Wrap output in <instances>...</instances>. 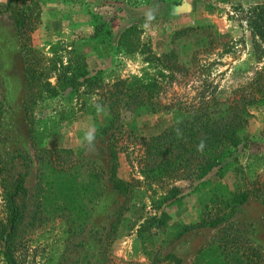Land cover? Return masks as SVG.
I'll return each mask as SVG.
<instances>
[{"label":"rangeland","instance_id":"rangeland-1","mask_svg":"<svg viewBox=\"0 0 264 264\" xmlns=\"http://www.w3.org/2000/svg\"><path fill=\"white\" fill-rule=\"evenodd\" d=\"M40 5L41 24L32 34L33 46L41 49L48 42L84 40L89 70L102 71L106 83L141 75L147 68L144 58L165 52L174 31L202 28L176 43L179 65L188 68L191 76L174 88L171 97L179 101L195 97L198 104L197 93L205 91L206 100L213 95L219 101L207 108L211 116H219L237 98L228 96L264 67V56L254 46L259 40L252 37L247 22L250 8L264 6V0H40ZM128 28L133 30L119 46V37ZM23 64L15 24L7 14L0 15V167L4 168L0 175V220L5 221L8 214L3 187L18 174L25 175L27 198L17 234L18 263L152 264L151 257L143 254L138 231L153 214V202L172 187L178 189L179 202L162 204L170 217L162 237L166 243L180 226L197 219L198 198L211 194L202 181H218L215 170L203 178H144L142 163L139 166L144 148L135 138L160 135L173 124L174 112L128 114L125 133L119 140L123 150L118 155L117 177L131 183L133 193L128 210L110 234L124 198L109 180V136L98 132L97 123L80 111L77 102H50L36 111L39 120L53 117L55 122L46 147L69 151L64 155L75 172L58 173L55 167L59 160L55 158L44 164L37 162L23 111L28 94ZM102 120L100 116L99 122ZM247 120L239 132V147L224 163L236 158L245 176L252 174L253 178L236 177L231 170L220 181L227 192L252 184L255 193L227 223L215 229L194 230L166 244L154 264H166L168 254L174 257V264H192L199 249L215 240H247L260 251V264H264V103L251 106ZM87 166L99 171L101 183L88 182V173L83 172ZM80 183L89 184L83 195L76 188ZM228 261L246 263L241 253L234 251Z\"/></svg>","mask_w":264,"mask_h":264},{"label":"trees","instance_id":"trees-1","mask_svg":"<svg viewBox=\"0 0 264 264\" xmlns=\"http://www.w3.org/2000/svg\"><path fill=\"white\" fill-rule=\"evenodd\" d=\"M41 13L40 0L0 2V15L7 14L15 24L19 50L24 59L23 79L28 94L23 103V111L30 145L37 162L44 164V161L55 158L59 160L55 167L58 173L72 175L71 172H75L74 165H70L67 155H64L69 151L46 147L50 136L49 130L55 125L53 117L39 120L36 111L53 101H62L64 104L77 102L80 111L90 115L97 123L98 132L103 136H109V180L112 187L124 198L122 209L111 226L110 234H113L122 214L129 208L128 202L133 193L132 184L117 177L118 155L123 150L119 146V140L125 133L124 119L128 114L136 112L173 111L174 122L169 129L156 137L135 138L144 148L143 155L139 156V166L142 163L140 173L146 179H183L189 176L203 178L215 170L214 175L219 180L202 181L211 194L207 198H198L197 219L180 226L166 243H163L162 237L170 217L162 208V204L170 206L179 202L178 189L172 187L166 195L154 201L153 214L138 231L143 254L151 257L154 264L158 262L156 255L166 247V244L174 243L194 230L215 229L230 221L236 211L248 202L255 189L250 184L251 187L227 192L220 180L231 170L235 171L236 177L240 175L248 180L253 178L252 174L245 176L242 165L236 158L230 163L224 162L228 158L232 159L233 152L241 143L239 132L248 123L249 108L264 103V67L255 72L249 83L228 96L236 95L237 98L215 117L211 116L207 108L215 106L219 101L213 95L206 100L205 91L197 93L198 104L194 103L195 97L186 98L184 101L171 97L174 88L191 76L188 68L179 65L180 54L176 49V43L198 33L202 28L184 27L174 31L170 37L169 48L165 52L159 56L147 55L144 58L147 68L141 75L125 79L118 77L106 83L102 71L92 73L89 70L84 40L48 42L41 49L33 46L32 34L41 24ZM247 22L252 37L257 38L260 43L254 41V46L257 52L264 56V6L250 8ZM132 30L133 28H128L120 35L119 46L123 45L127 34ZM100 116L103 118L101 122ZM127 134L129 137L130 134ZM61 153L63 155H60ZM83 168L84 166L79 167ZM92 168L87 166L83 171L88 173V182L95 180L101 183L102 176L97 169ZM3 170L4 168L0 167V175ZM24 182L25 175L18 174L13 181L3 187V199L8 214L5 221L0 220L2 264H19L15 253L18 229L26 210L27 192ZM87 184L76 185L80 195L88 191ZM151 236L153 242L147 241ZM231 250L236 254L241 253L245 264L261 262L260 251L247 240L243 243L236 240L235 243L215 240L199 249L192 264H231L228 261L230 253L233 252ZM169 255L165 257L168 259L166 264H174V257Z\"/></svg>","mask_w":264,"mask_h":264}]
</instances>
